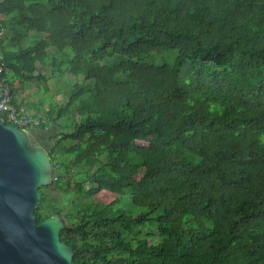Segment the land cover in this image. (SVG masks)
I'll return each instance as SVG.
<instances>
[{
    "label": "trees",
    "instance_id": "1",
    "mask_svg": "<svg viewBox=\"0 0 264 264\" xmlns=\"http://www.w3.org/2000/svg\"><path fill=\"white\" fill-rule=\"evenodd\" d=\"M0 64L14 97L69 78L36 214L76 264H264V0H0Z\"/></svg>",
    "mask_w": 264,
    "mask_h": 264
},
{
    "label": "water",
    "instance_id": "2",
    "mask_svg": "<svg viewBox=\"0 0 264 264\" xmlns=\"http://www.w3.org/2000/svg\"><path fill=\"white\" fill-rule=\"evenodd\" d=\"M25 130L0 118V264H76V250L61 240L60 215L38 224L40 191L54 182L49 151Z\"/></svg>",
    "mask_w": 264,
    "mask_h": 264
},
{
    "label": "rangeland",
    "instance_id": "3",
    "mask_svg": "<svg viewBox=\"0 0 264 264\" xmlns=\"http://www.w3.org/2000/svg\"><path fill=\"white\" fill-rule=\"evenodd\" d=\"M6 34L9 36L11 33L10 32H6ZM32 38H38L37 36H32ZM166 57H168L167 55H165ZM176 54L174 53V55H170L169 57H175ZM152 61L155 62V64H159L161 62H163V57L161 56H153ZM169 62V61H167ZM171 63V62H170ZM42 71H44L43 73H47L49 75V85H50V92H46L44 85L39 84L38 82L34 81L31 83L26 84L24 89H21L19 91V94H21L23 97H19L20 102H23L22 98H27L29 100V102L36 104V107L38 110V112L40 110L43 109H47L49 107L50 104L55 105H59V104H63L66 97L65 95L62 96L66 91H68L69 89L67 88L69 85H66V81L69 83V78L66 76L65 79L63 78H59V79H53L50 76V68L47 69H43ZM77 83H82V81L80 79H76L74 81V84ZM22 92V93H21ZM27 108V107H26ZM64 133H69V129H64ZM58 132H62L61 130H57V131H53L49 137V139H44V138H39V142H42V144L44 146L47 147V149L49 150L50 147H52L54 145L55 142V138L58 134ZM264 141V138L262 139ZM82 179L79 178V180ZM46 194L49 196V201H51L52 203H54L55 205H57L58 207H61L64 209V214H68L70 211H75L76 210V204L78 203H88L91 202L93 199H89V198H85L83 196H78L76 195L73 191H71L68 194H65L64 191L59 190V189H45ZM97 202L99 203H109L112 201V197L108 194H103L101 196H99L98 198L95 199ZM125 203H127L126 205H129L128 203H130V198H126L124 200ZM126 210L129 213H136V209L132 206V204L130 203V206H126Z\"/></svg>",
    "mask_w": 264,
    "mask_h": 264
},
{
    "label": "built area",
    "instance_id": "4",
    "mask_svg": "<svg viewBox=\"0 0 264 264\" xmlns=\"http://www.w3.org/2000/svg\"><path fill=\"white\" fill-rule=\"evenodd\" d=\"M5 72L6 68L0 64V115L7 124L25 130H37L44 123V119L31 114L25 106L16 103Z\"/></svg>",
    "mask_w": 264,
    "mask_h": 264
},
{
    "label": "crops",
    "instance_id": "5",
    "mask_svg": "<svg viewBox=\"0 0 264 264\" xmlns=\"http://www.w3.org/2000/svg\"><path fill=\"white\" fill-rule=\"evenodd\" d=\"M22 93V92H21ZM19 97H23L21 94H19V93H17L16 95H15V98H16V100L18 101V103H20L21 105H23V106H25V107H27V109H28V111L31 113V114H38L37 112H36V110H35V106H36V104H34V103H31V102H29V100L27 99V98H22L23 100V102H20V99H19Z\"/></svg>",
    "mask_w": 264,
    "mask_h": 264
},
{
    "label": "flooded vegetation",
    "instance_id": "6",
    "mask_svg": "<svg viewBox=\"0 0 264 264\" xmlns=\"http://www.w3.org/2000/svg\"><path fill=\"white\" fill-rule=\"evenodd\" d=\"M39 137H36V142L38 143V144H40L41 146H43L44 148H46L47 149V147L46 146H44L43 144H42V142H39ZM48 150V149H47Z\"/></svg>",
    "mask_w": 264,
    "mask_h": 264
}]
</instances>
